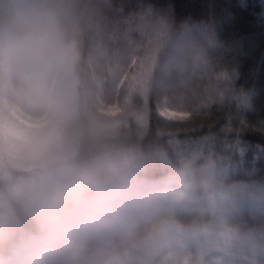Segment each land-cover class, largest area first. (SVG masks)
<instances>
[{
	"label": "clouds",
	"instance_id": "clouds-1",
	"mask_svg": "<svg viewBox=\"0 0 264 264\" xmlns=\"http://www.w3.org/2000/svg\"><path fill=\"white\" fill-rule=\"evenodd\" d=\"M107 4L0 0V264H264V182L232 179L240 142L95 99L83 66ZM159 31L155 86L191 90L224 49L207 26ZM237 79L223 98L242 115L256 90Z\"/></svg>",
	"mask_w": 264,
	"mask_h": 264
},
{
	"label": "trees",
	"instance_id": "trees-1",
	"mask_svg": "<svg viewBox=\"0 0 264 264\" xmlns=\"http://www.w3.org/2000/svg\"><path fill=\"white\" fill-rule=\"evenodd\" d=\"M157 9H169L176 23L187 21L214 25L213 31L223 44L222 52H214V68L246 89H255L251 110L237 114L230 106L218 112L209 107H197L178 121H166L159 114H149L148 125L155 132L180 139L219 134L224 139L240 142L242 160L248 170L254 169L253 179L264 182V17L262 0H141ZM138 0L139 4H143ZM128 4V5H127ZM136 0H108L104 15L137 8Z\"/></svg>",
	"mask_w": 264,
	"mask_h": 264
},
{
	"label": "rangeland",
	"instance_id": "rangeland-1",
	"mask_svg": "<svg viewBox=\"0 0 264 264\" xmlns=\"http://www.w3.org/2000/svg\"><path fill=\"white\" fill-rule=\"evenodd\" d=\"M136 2L139 5L137 8L131 7L128 11L105 16V28L93 45L92 59L86 57L84 73L92 85L97 102L111 101L114 105L128 102L139 109H143L146 104V111H142L141 114L147 123L150 112L158 115L163 107L177 112L172 118L159 114L166 121L181 120L197 107L211 106L218 112L227 108L223 90L230 79L226 72L215 70L214 52L208 71L191 90L178 87L173 80H168L163 86H155L156 82L161 80L163 64V60L157 61V42L162 36L159 29L163 28L166 22L176 25L180 23L175 22L169 9H157L143 1L141 5L138 0ZM259 3L262 5V17H264V0ZM190 24H195L197 27L207 26L212 31L215 27L199 23ZM142 63L150 69L143 75L148 79L151 73L153 78L150 82L152 87L147 92L146 98L140 94L142 89H137L132 84L133 75L138 73ZM234 88L248 90L239 86L237 82ZM180 107L187 109L185 112L187 115L180 114ZM247 171L242 160H232L233 180H245ZM249 223L253 222L250 220Z\"/></svg>",
	"mask_w": 264,
	"mask_h": 264
},
{
	"label": "snow or ice",
	"instance_id": "snow-or-ice-1",
	"mask_svg": "<svg viewBox=\"0 0 264 264\" xmlns=\"http://www.w3.org/2000/svg\"><path fill=\"white\" fill-rule=\"evenodd\" d=\"M145 71H150L145 64H141L139 71L136 75H133L132 84L137 89H143L147 85V78L143 75ZM165 103H167L165 101ZM160 116L166 118H172L177 115L176 111H173L171 108L163 107L159 111ZM181 115H187V113L180 111Z\"/></svg>",
	"mask_w": 264,
	"mask_h": 264
}]
</instances>
